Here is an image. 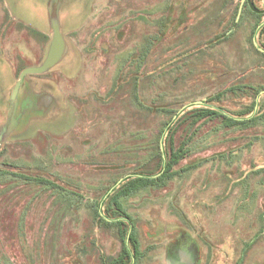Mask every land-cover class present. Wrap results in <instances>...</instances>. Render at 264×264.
<instances>
[{
    "label": "rangeland",
    "instance_id": "obj_1",
    "mask_svg": "<svg viewBox=\"0 0 264 264\" xmlns=\"http://www.w3.org/2000/svg\"><path fill=\"white\" fill-rule=\"evenodd\" d=\"M52 7L66 54L26 77L48 98L44 116L17 112L16 97L0 140V264L115 256L122 238L95 205L122 177L155 173L161 139L170 150L160 131L183 107L171 141L176 149L188 139L177 174L119 200L139 251H164L194 227L216 249L214 264H264V57L215 42L210 0H0V129L20 73L47 55ZM205 107L255 122L194 123Z\"/></svg>",
    "mask_w": 264,
    "mask_h": 264
},
{
    "label": "flooded vegetation",
    "instance_id": "obj_2",
    "mask_svg": "<svg viewBox=\"0 0 264 264\" xmlns=\"http://www.w3.org/2000/svg\"><path fill=\"white\" fill-rule=\"evenodd\" d=\"M210 6L215 42L222 44L233 42L238 47L251 46L264 57V0H210ZM30 88L25 78L18 90L17 112L23 108L26 114L41 116L48 98L33 95ZM106 212L111 213L112 210ZM103 218L106 225L116 227L121 238L126 230L123 241L126 250L122 246L120 251H116L115 256L109 259L99 258V264H214L216 249L198 243L199 241L192 236L194 227H190L188 233H179L174 238L168 237L164 251H139V241L129 215L116 216L113 219L105 215ZM124 224L127 225V229L123 228ZM131 233L134 234L133 242L130 241ZM160 252L163 254L161 262L158 259Z\"/></svg>",
    "mask_w": 264,
    "mask_h": 264
},
{
    "label": "trees",
    "instance_id": "obj_3",
    "mask_svg": "<svg viewBox=\"0 0 264 264\" xmlns=\"http://www.w3.org/2000/svg\"><path fill=\"white\" fill-rule=\"evenodd\" d=\"M253 110H254V105L251 108V112H253ZM170 113L172 115H174L176 113V111H172ZM181 115H182V113L180 115H177V118L174 121H172L170 119L165 124V126L162 128V130L160 131V134H161L160 137L163 134H165V136L168 138V142L170 144V150H169V153H167L165 146H163V148H164V159H163L162 153H161V151L159 149V145H158L157 156H158V161H159V167L155 171V173L133 174L136 176L124 180L115 189H113L106 196L105 201L102 203L101 208H99V203H100L101 199L103 198V196H104L103 195L101 197L100 201L98 203H96L95 208H94L96 219H98L99 221L105 222V219L103 218L105 210H112V212L110 214H113L115 216H126L127 217V214L124 211L123 205L120 204V202H119L121 197H125V196H129L131 194L138 193L139 191H141L143 189L150 188V187H154V186L161 187V186H163V184L166 181L172 179L177 174V172H175L173 170V168L185 155L186 145L188 144V141H187L188 139H186V140L182 141L176 149H173V147H172L171 141L173 140V135H174V131H175L174 124L176 123L177 120L179 121V119L181 118ZM192 116L194 117V123L196 121H199V120L205 119V118L221 117L224 120L223 124L226 127H231V126H235V125L247 126L248 124L255 122V120L251 119V117H248V118L232 117V116L226 114V112H224L220 108L210 110V108L205 107L203 109H198V110L193 111ZM261 116H262V118H264V113H262ZM163 144H164V142H163ZM49 184H52V183H49ZM113 185H115V183ZM111 187H109L107 189V191ZM55 188H59V187L55 186ZM59 190H61V189L59 188ZM106 201H109V202L111 201V203L106 204ZM125 233H126V230H124V232L122 234V241H124V239H125ZM130 241L131 242L134 241V234L133 233H131ZM136 246L137 245L135 244V247ZM123 248H124V250H126L125 244H123Z\"/></svg>",
    "mask_w": 264,
    "mask_h": 264
},
{
    "label": "water",
    "instance_id": "obj_4",
    "mask_svg": "<svg viewBox=\"0 0 264 264\" xmlns=\"http://www.w3.org/2000/svg\"><path fill=\"white\" fill-rule=\"evenodd\" d=\"M48 15H49V27H50L51 39H50V44L48 47L47 55H46L44 61L39 66L28 67L20 73L19 78H18L17 82L15 83V85L11 91V95L9 98V106H8L9 110L7 113L8 114L7 121L0 129V140L1 139L3 140V138L6 137L13 129L14 122L16 121V120L14 121L16 97L18 94V90H19L21 84L23 83V80L29 75H41V74L48 72L49 70L54 68L56 65H58L62 61V59L64 58V56L66 54L67 46H66V42L64 40L62 31H61L57 7L50 8ZM197 104L202 105L203 103L201 102V103H197ZM184 109H185V107L180 109L176 115H178ZM175 118H176V116L173 117L172 120H174ZM163 135H162V137H163ZM160 151H161L162 157L164 159V149H163L162 139L160 141ZM135 176L136 175H128V176H124L121 179H119L115 183V185H113L107 191V193L104 195V197L101 199V201L99 203V208H101L102 203L105 201L106 196L113 189H115L124 180L131 178V177H135ZM128 237H129V233H128Z\"/></svg>",
    "mask_w": 264,
    "mask_h": 264
}]
</instances>
